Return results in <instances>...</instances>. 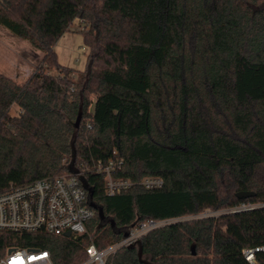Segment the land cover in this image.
Listing matches in <instances>:
<instances>
[{
    "label": "trees",
    "instance_id": "trees-1",
    "mask_svg": "<svg viewBox=\"0 0 264 264\" xmlns=\"http://www.w3.org/2000/svg\"><path fill=\"white\" fill-rule=\"evenodd\" d=\"M75 19L89 53L72 81L54 46ZM0 24L61 74L37 69L19 84L0 73V193L79 174L104 215L76 239L0 232V259L39 248L81 264L89 244L102 250L138 223L258 204L141 238L159 264H250L242 251L264 246V0H0ZM109 159L132 182L114 196L97 173ZM146 177L163 184L145 189ZM254 257L264 264V251ZM107 263L141 264L128 247Z\"/></svg>",
    "mask_w": 264,
    "mask_h": 264
},
{
    "label": "built area",
    "instance_id": "built-area-1",
    "mask_svg": "<svg viewBox=\"0 0 264 264\" xmlns=\"http://www.w3.org/2000/svg\"><path fill=\"white\" fill-rule=\"evenodd\" d=\"M122 162L109 159L97 164V173L104 174V193L114 196L131 187L129 179L118 178L114 173ZM145 189L160 188L158 177H146L139 183ZM260 205H240L229 212L249 210ZM95 215V209L81 185L79 174L60 175L37 179L26 185L10 182L0 193V232L15 234L43 232L51 236L73 239L86 233V223ZM162 221L147 220L138 223L118 242L98 250L93 243L85 248L86 260L81 264H108L119 248L135 244L150 230L158 228ZM65 237V236H64ZM264 246L244 249L242 255L250 264H256L255 253L263 252ZM0 264H57L49 251L39 248L9 247Z\"/></svg>",
    "mask_w": 264,
    "mask_h": 264
},
{
    "label": "rangeland",
    "instance_id": "rangeland-1",
    "mask_svg": "<svg viewBox=\"0 0 264 264\" xmlns=\"http://www.w3.org/2000/svg\"><path fill=\"white\" fill-rule=\"evenodd\" d=\"M87 26L75 19L54 46L57 61L60 65L72 68L70 75L75 81L77 74L86 70L89 50L83 45L81 31ZM43 54L35 49L27 40L12 34L0 24V73L16 83H24L37 69L46 75L58 76L59 72L42 63ZM18 112L15 105L11 108V115ZM229 211H204L195 216H184L178 219L162 221L159 227L179 221H188L206 217H217Z\"/></svg>",
    "mask_w": 264,
    "mask_h": 264
},
{
    "label": "water",
    "instance_id": "water-1",
    "mask_svg": "<svg viewBox=\"0 0 264 264\" xmlns=\"http://www.w3.org/2000/svg\"><path fill=\"white\" fill-rule=\"evenodd\" d=\"M253 195H254V193H253V192H249V191H243V192H239V193L237 194V196H238L239 198H247V197H251V196H253ZM89 205H90L93 209L97 210V213H98L99 218H100L101 220H103V219H104V215H103L102 209L99 208V207H97V206H96L94 203H92V202H89ZM111 225L113 226L114 223L111 222ZM69 234H70L69 232H66V233L64 234V236H65V237H68ZM127 235H128V234L125 233V234H124V237H126ZM128 248H130V249H135V250H136L137 259H138V261H139L141 264H159V263H157V262L151 261L148 257H144V256H143V254H142V250H141V240H140V239L137 240V241L135 242V244H132V245L128 246ZM191 253H192V255L195 254L194 247H191Z\"/></svg>",
    "mask_w": 264,
    "mask_h": 264
}]
</instances>
